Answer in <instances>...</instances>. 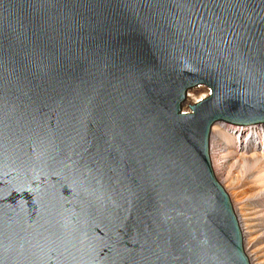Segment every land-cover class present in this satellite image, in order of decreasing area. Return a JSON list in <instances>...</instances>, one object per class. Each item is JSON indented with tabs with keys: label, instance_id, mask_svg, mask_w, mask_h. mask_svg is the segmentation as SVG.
<instances>
[{
	"label": "water",
	"instance_id": "obj_1",
	"mask_svg": "<svg viewBox=\"0 0 264 264\" xmlns=\"http://www.w3.org/2000/svg\"><path fill=\"white\" fill-rule=\"evenodd\" d=\"M221 121L264 123V0H0V264H250Z\"/></svg>",
	"mask_w": 264,
	"mask_h": 264
},
{
	"label": "bare ground",
	"instance_id": "obj_2",
	"mask_svg": "<svg viewBox=\"0 0 264 264\" xmlns=\"http://www.w3.org/2000/svg\"><path fill=\"white\" fill-rule=\"evenodd\" d=\"M206 89L191 90L186 109L208 95ZM209 149L214 175L229 195L249 263L264 264V123L217 122L211 128Z\"/></svg>",
	"mask_w": 264,
	"mask_h": 264
},
{
	"label": "rangeland",
	"instance_id": "obj_3",
	"mask_svg": "<svg viewBox=\"0 0 264 264\" xmlns=\"http://www.w3.org/2000/svg\"><path fill=\"white\" fill-rule=\"evenodd\" d=\"M206 89V88H205ZM205 94H208L209 93V89H206V91H204Z\"/></svg>",
	"mask_w": 264,
	"mask_h": 264
}]
</instances>
